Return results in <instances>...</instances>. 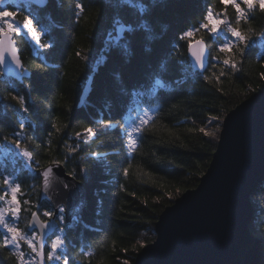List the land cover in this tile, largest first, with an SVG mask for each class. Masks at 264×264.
<instances>
[{
	"label": "trees",
	"instance_id": "obj_1",
	"mask_svg": "<svg viewBox=\"0 0 264 264\" xmlns=\"http://www.w3.org/2000/svg\"><path fill=\"white\" fill-rule=\"evenodd\" d=\"M80 2L85 6L81 17L76 15V0H49L42 9L30 4L35 12H20L22 19L33 20L42 33L41 41L50 47L35 52L31 44L15 37L30 76L22 83L5 76L0 83V140L21 129L23 144L39 161L37 170L58 161L85 184L84 211L66 230L68 264H134L143 246L155 240V223L162 211L196 188L207 171L225 116L264 90V56L259 59L256 49L243 45L242 53L239 48L233 50L236 68L226 66L211 36L199 30L219 62L204 75L193 71L186 56L187 42L179 36L187 29H200L208 6L224 11L220 0ZM227 14L235 22L234 10L229 8ZM121 25L125 30L119 43H113L109 37ZM263 27L264 13L259 10L241 24L250 36ZM125 45L129 53L124 52ZM154 75L163 79L165 88L152 95L148 104L156 107L152 122L146 126L141 146L128 158L120 129L105 127L103 121L120 124L127 103L147 99L143 88ZM12 79L16 82L8 84ZM90 80L91 90L82 101ZM11 96L23 97L24 106ZM211 116L218 119L206 127ZM84 126L93 128L95 135L73 140ZM153 127L158 129L156 134ZM201 127L209 136L198 131ZM189 128L194 131L188 132ZM125 168H129L127 176ZM4 175L0 168V188ZM33 180L35 185L30 186L27 175L20 176L22 192H32L31 206H38L34 210L49 219L53 215L43 213L54 211L48 202L39 203L36 180H40L37 175ZM251 198L249 227L261 243L264 263V181ZM4 235L1 229L0 243ZM12 252L11 247L0 248V264H15Z\"/></svg>",
	"mask_w": 264,
	"mask_h": 264
},
{
	"label": "water",
	"instance_id": "obj_2",
	"mask_svg": "<svg viewBox=\"0 0 264 264\" xmlns=\"http://www.w3.org/2000/svg\"><path fill=\"white\" fill-rule=\"evenodd\" d=\"M25 1L42 9L49 0ZM0 67L3 75L15 80L30 76L26 68L21 71L11 64ZM15 71L19 75H10ZM89 91L90 83L81 100ZM50 166L47 190L43 188L45 166L37 170L41 177L39 203L48 202L54 214L41 230L33 221L32 213L39 214L34 210L28 226L45 246L56 232L60 209L64 208L65 220L71 223L74 216L83 213L87 201L82 181L68 174L61 164ZM263 181L264 90L225 116L207 171L196 188L179 195L162 211L155 223V240L143 246L134 264H264L261 243L249 227L253 217L251 195ZM62 183L70 186L63 188Z\"/></svg>",
	"mask_w": 264,
	"mask_h": 264
},
{
	"label": "snow or ice",
	"instance_id": "obj_3",
	"mask_svg": "<svg viewBox=\"0 0 264 264\" xmlns=\"http://www.w3.org/2000/svg\"><path fill=\"white\" fill-rule=\"evenodd\" d=\"M12 4L13 0H0V21H2L3 26H0V66L4 65H14L15 68L25 71L24 62L19 54L17 47L16 36H19L23 31L26 36H29L40 48L47 50L50 47L49 43H44L41 41V31H39L31 18L25 17L24 23L18 25L12 22V18L17 15V12L9 7H5V4ZM223 6V13H217L209 8L203 17V21L200 24V29L206 31L209 35L215 36L222 29L226 28L227 32L234 38V41H226L218 48V58L222 60V63L226 66H231L236 68L234 63L233 50L239 48L242 53L243 45L251 37L248 32L241 29V24L248 21V15L250 12L259 10L260 13H264V0H220ZM231 8L235 12V23L229 22L227 19L228 9ZM76 15L81 17L85 12V6L76 0L75 3ZM145 9L141 7L143 12ZM125 30V27L121 25L117 29V36L113 38V43H119L120 34ZM131 30L130 28L128 29ZM199 29H187L180 36L179 39L187 42V48L190 51L191 56L194 58V67L199 69L201 72L205 68L207 63L206 59V42L203 38L196 39V32ZM262 34V33H261ZM124 52L129 53L127 45L124 46ZM222 54V55H220ZM80 59H86L80 52L75 53ZM37 68L40 65H36ZM10 75H19L16 71L10 73ZM221 75H224L223 71ZM205 79H208L205 76ZM165 85L162 81H156V88H164ZM156 88L153 89V94H155ZM13 101L19 104L21 107L24 106L23 97H10ZM216 116H211L206 122V127L217 121ZM152 122V117L147 110L144 111V115L139 118L138 124H132L127 130V140L126 146L129 154L136 152L138 146V140L136 136L144 130V128L150 125ZM194 122V121H193ZM119 124V122H115ZM105 127L114 126L112 121H103ZM55 126V125H54ZM123 128V125H120ZM167 127V126H165ZM59 131V129H57ZM153 134H156L158 129L152 128ZM169 131H174L169 129ZM188 132L194 131V129H187ZM199 132L203 133L205 136H209V132L205 131L204 127L199 128ZM95 135L94 129L91 127L84 126L83 133H77V135ZM17 148L21 149L23 156L30 162L34 156L31 151L23 147L20 142L12 141ZM186 147V145H181ZM96 155H103V153H97ZM37 163H39L37 161ZM58 161H50L49 166H45L42 171L43 176V188L47 190L49 187V178L52 177V166L53 164H58ZM123 174L127 176L129 174V168L123 169ZM70 175H72L70 173ZM147 175L151 176V173ZM3 187L7 190L0 194V201H3V205L0 206V228H3L7 235L3 237L2 243H0V248L11 247L13 252L11 258H14L15 264H46V262H51L52 260H61L62 264H68L66 258H61L58 255V250L63 246V239L57 236L52 240L47 247L45 243L41 240L39 234H33L31 238H28L26 233L18 227L15 223H10L9 221H15L19 219L21 212L24 210L23 206L30 204V201L21 200L22 186L19 183H12L9 178L3 179ZM63 211V209H61ZM53 214L51 212H44V217H51ZM33 221L36 225L41 228V230L46 227L47 222L40 217L36 212L32 213ZM25 245L32 252V258L28 259L25 257L24 252L21 251V245ZM9 258V257H6ZM125 264L127 262L125 261Z\"/></svg>",
	"mask_w": 264,
	"mask_h": 264
},
{
	"label": "rangeland",
	"instance_id": "obj_4",
	"mask_svg": "<svg viewBox=\"0 0 264 264\" xmlns=\"http://www.w3.org/2000/svg\"><path fill=\"white\" fill-rule=\"evenodd\" d=\"M5 7H9L12 10L17 12V15L12 18V22H14V23H16L18 25H22L24 23V19H22V16L19 15V14H21L20 12L22 11V9H24L27 13L35 12V10L32 7H28V3L25 0H13L12 4H7L6 3ZM0 26H3L2 21H0ZM115 37L116 36L109 37V39L113 40V38H115ZM16 38L19 39L20 41H24V42H27V43L31 44V46L33 47L35 52L39 51V49H40L39 45H37L29 36H26L23 31L21 32V34L19 36H16ZM24 67L28 70V68L25 66V64H24ZM1 73L3 75L2 68H1ZM23 73L24 72H22L21 74H23ZM29 73H30V71H29ZM2 77L3 78L0 77V83L5 81V75H3ZM25 78L26 77H24L23 79H25ZM23 79H22V81H23ZM16 81H19L20 83L22 82V81H20V79H17ZM8 82H9L8 84H13L11 82V80H9ZM87 137H89V136L81 134L79 136L76 135V136L71 137V138L73 140H78V141L80 140L81 141L82 139L83 140L87 139ZM91 137H93V136H90V138ZM12 141L20 142L23 147L27 148L30 151V149L23 144V134H22V130L21 129H17L14 132V135H12L11 138H9V139H4V140L1 139L0 140V168H2V170H3L4 174H5L4 177L5 178H9L12 183H19L20 182V176L22 174H26L27 177L29 178L30 186H33V185H35V180H33V178L36 177V175H37L36 170H37V167H38V164H39V163H37L38 160L34 157L29 162L23 156V154L21 152L22 150L17 148L16 145L14 143H12ZM40 168H42V167H40ZM37 176L39 177V180H40V181L36 180V182L39 185L38 193H40L41 177L39 175H37ZM18 179H19V181L17 182ZM0 189H1L0 194H2L4 191L7 190L5 187H3V185L1 186ZM31 194H32V192H30V191H28L26 193L22 192L21 200L22 201L23 200H27V201L31 202ZM23 196H25V197H23ZM38 197H39V195H38ZM44 202H46V201H44ZM2 205H3V201H0V206H2ZM31 205L32 204L30 203V204H27V205L23 206L24 210L21 212L18 220H15V221H11L10 220L9 221L10 223H15L18 227H20L26 233L28 238H31L33 236V234H37L36 231L35 232H29V230H28V226H29L28 222H29V218H30L31 212L36 207H38V206H36L35 208H33ZM61 209H63V211H64L63 207ZM61 209H60L59 215H58L59 219H56L57 222H59V220H60V224L57 225L56 232L54 233V235H52L48 239V244L52 240H54L57 236H60L63 239L64 243H63L62 248L58 250V255L61 258H66V255H67V244L65 242L66 230H67V227L72 222L68 223L67 221H65L64 214H63V211H61ZM77 216H80V214H77ZM77 216H74L72 219H75ZM44 220H47V219H44ZM21 223L24 224V226H23L24 228L19 226ZM1 229H2L3 233L5 234L4 236H6L7 235L6 231L3 228H0V230ZM20 250L24 252V255H25L26 258H28V259L32 258L33 254L31 252V250L29 248H27L25 245L22 244ZM47 264H62V261L61 260H52L51 262H47Z\"/></svg>",
	"mask_w": 264,
	"mask_h": 264
},
{
	"label": "bare ground",
	"instance_id": "obj_5",
	"mask_svg": "<svg viewBox=\"0 0 264 264\" xmlns=\"http://www.w3.org/2000/svg\"><path fill=\"white\" fill-rule=\"evenodd\" d=\"M30 6V4L28 3V7ZM17 41V40H16ZM11 82H16V81H14L13 79H12V81ZM128 104V103H127ZM126 104V105H127ZM66 170V169H65ZM67 172V171H66ZM68 173V172H67ZM68 174H70V173H68ZM72 176V175H71ZM74 177V176H73ZM76 178V177H75ZM58 181H60V179H58ZM61 185V184H60ZM68 186H70V185H68V184H64V183H62V187L63 188H66V187H68ZM85 186V185H84ZM85 188H86V186H85ZM87 190V189H86ZM87 198H88V196H87ZM86 203H87V201H86ZM47 244H48V241H47Z\"/></svg>",
	"mask_w": 264,
	"mask_h": 264
},
{
	"label": "clouds",
	"instance_id": "obj_6",
	"mask_svg": "<svg viewBox=\"0 0 264 264\" xmlns=\"http://www.w3.org/2000/svg\"><path fill=\"white\" fill-rule=\"evenodd\" d=\"M99 99H100L101 101H103V99H104V96H103V95H101V96L99 97Z\"/></svg>",
	"mask_w": 264,
	"mask_h": 264
}]
</instances>
